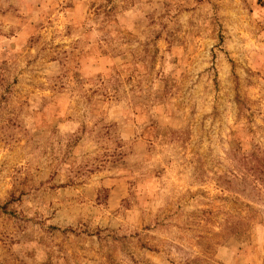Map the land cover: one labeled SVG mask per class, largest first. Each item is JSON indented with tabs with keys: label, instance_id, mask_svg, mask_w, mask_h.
Listing matches in <instances>:
<instances>
[{
	"label": "rangeland",
	"instance_id": "1",
	"mask_svg": "<svg viewBox=\"0 0 264 264\" xmlns=\"http://www.w3.org/2000/svg\"><path fill=\"white\" fill-rule=\"evenodd\" d=\"M0 264H264V0H0Z\"/></svg>",
	"mask_w": 264,
	"mask_h": 264
}]
</instances>
